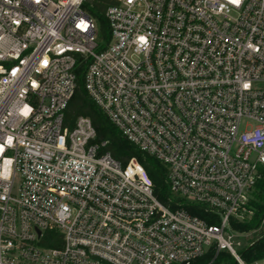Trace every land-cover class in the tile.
<instances>
[{
  "label": "built area",
  "instance_id": "1",
  "mask_svg": "<svg viewBox=\"0 0 264 264\" xmlns=\"http://www.w3.org/2000/svg\"><path fill=\"white\" fill-rule=\"evenodd\" d=\"M111 1L100 42L87 0H0V264H193L211 248L244 264L232 223L264 170V0ZM78 57L90 100L167 168L166 204L88 118L64 125Z\"/></svg>",
  "mask_w": 264,
  "mask_h": 264
},
{
  "label": "trees",
  "instance_id": "2",
  "mask_svg": "<svg viewBox=\"0 0 264 264\" xmlns=\"http://www.w3.org/2000/svg\"><path fill=\"white\" fill-rule=\"evenodd\" d=\"M111 0H87L83 9L96 22L97 36L100 42L108 40V28L104 18L106 8ZM88 61L78 57L75 69L76 86L71 100L64 111V125L71 128L77 117H86L91 121L95 130L96 142H105L104 152L109 153L115 160L125 165L129 159L135 158L149 178L153 194L163 204L170 197L166 184L167 168L157 159L140 152L133 144L127 142L121 133L108 121L100 109L90 100L84 88V74ZM254 199L250 202L253 215L249 222L233 221L235 233L247 234L257 230L264 221V170L262 179L257 183ZM192 213L202 219L205 216L197 209ZM238 255L244 264H253L264 260V233L245 248L238 250ZM193 264H237L228 253H216L211 248L202 258Z\"/></svg>",
  "mask_w": 264,
  "mask_h": 264
},
{
  "label": "rangeland",
  "instance_id": "3",
  "mask_svg": "<svg viewBox=\"0 0 264 264\" xmlns=\"http://www.w3.org/2000/svg\"><path fill=\"white\" fill-rule=\"evenodd\" d=\"M253 199H254V195L251 196L250 202L253 201ZM250 219L251 218H246V222H249ZM263 233H264V221L260 225V227L253 232H250L247 234H238L234 232L233 241L236 244L237 249L241 250L245 248L247 245H249L252 241H254L256 238H258ZM222 253H226V252H222Z\"/></svg>",
  "mask_w": 264,
  "mask_h": 264
},
{
  "label": "crops",
  "instance_id": "4",
  "mask_svg": "<svg viewBox=\"0 0 264 264\" xmlns=\"http://www.w3.org/2000/svg\"><path fill=\"white\" fill-rule=\"evenodd\" d=\"M262 263H264V260L262 261Z\"/></svg>",
  "mask_w": 264,
  "mask_h": 264
}]
</instances>
